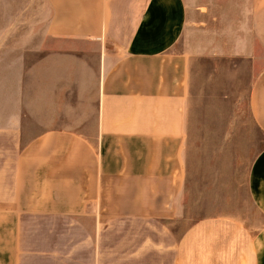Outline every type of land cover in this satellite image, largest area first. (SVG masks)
Instances as JSON below:
<instances>
[{"label":"crops","instance_id":"0c3cea01","mask_svg":"<svg viewBox=\"0 0 264 264\" xmlns=\"http://www.w3.org/2000/svg\"><path fill=\"white\" fill-rule=\"evenodd\" d=\"M219 60L252 68L264 134V0H0V264H264V228L170 227L197 68ZM35 106L93 109L94 128L34 132ZM248 187L264 214V146Z\"/></svg>","mask_w":264,"mask_h":264},{"label":"rangeland","instance_id":"374dc122","mask_svg":"<svg viewBox=\"0 0 264 264\" xmlns=\"http://www.w3.org/2000/svg\"><path fill=\"white\" fill-rule=\"evenodd\" d=\"M86 49L91 55L99 52L96 44H89ZM203 64V70L201 65L197 68L191 102L186 185L179 196V216L170 222V227L180 239L198 220L228 217L246 226L255 239L264 228V214L253 202L248 179L251 164L264 146V134L254 124L249 108L252 68L233 60ZM206 76L211 79L209 84H203ZM92 110L81 109V116L77 117L72 109L35 106L33 123L28 127L34 132L68 127L90 133L94 128L89 122ZM161 255L147 256V264H171L169 254L167 258Z\"/></svg>","mask_w":264,"mask_h":264}]
</instances>
